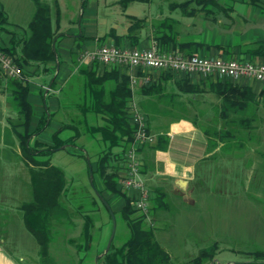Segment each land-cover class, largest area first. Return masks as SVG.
<instances>
[{"label":"rangeland","instance_id":"rangeland-1","mask_svg":"<svg viewBox=\"0 0 264 264\" xmlns=\"http://www.w3.org/2000/svg\"><path fill=\"white\" fill-rule=\"evenodd\" d=\"M42 1L50 4L53 2V0ZM58 1L64 30L69 27H78L80 32L82 20L84 22L87 19L94 20L97 16V20L101 22L98 26L100 35L112 26H116L118 32L125 33L131 24L127 15H135L146 18L148 29L145 28L143 33L145 35L151 33L153 23L161 24L164 18H168L167 21L171 23L172 17L178 19V22L174 23V29L180 31L182 36L188 39L192 37L210 39L214 38L218 29H223L224 20H228L223 19L224 12L218 13L216 21H211L202 17L204 13L192 18L184 17L179 10L171 9L172 3L185 0H134L129 3L126 10L120 0ZM224 1L227 2H224L226 5L232 4L229 0ZM0 5L3 6L8 16L5 27L17 34L26 30L36 10L33 0H0ZM213 9L216 10V8ZM55 11L52 9L54 24L56 23ZM91 14L95 17L91 18ZM219 19H223L222 23H219ZM70 21L75 22V25H69ZM19 26L21 30L18 29ZM232 27L230 29L234 30L230 32L233 37L228 36L229 40L231 37L234 40L238 39L244 30L251 34L253 30L258 31L256 26L249 27V24L238 23V26ZM257 35L252 34L253 37ZM235 45L243 47L246 44ZM257 46L258 44L249 45L252 49ZM177 51L180 50L177 49ZM202 54L208 53H200ZM157 79L159 78L153 80ZM248 80L252 81V88L259 95L264 84L253 79L245 81ZM156 82L170 86L166 80L162 82L159 79ZM262 97V95L257 97L258 106L254 111L250 126L233 131L236 136L226 143H220L221 153L216 154L214 158L211 157L199 169L198 177L194 180L193 193L190 194L196 202L180 205L174 203L175 207L166 213L165 220L161 222H156L151 214L147 217V221L155 229L156 239L169 253L172 264H190L192 258L197 257L203 249L213 252L212 258L208 257L204 264H264V257L259 258L258 255L259 252L264 253V99ZM222 122L215 120L211 124L221 128ZM5 129L4 133L9 131L8 126ZM66 133L73 134L72 131ZM87 156H82L80 150L73 146L36 156L37 160H48L65 171L68 179L66 195L68 204L73 208L80 205L83 214L87 212L93 219V239L88 252H85L86 248L78 252V248L68 241L69 238H77L82 233L84 229L82 213H73L72 221L66 218L53 220L49 250L55 264H98L99 258L111 248L110 246L109 250L104 253L113 230V220L110 211L99 199H96L95 188L97 187L93 186L90 178ZM91 157H94L93 154ZM1 158L0 166L4 176L5 191L7 192L8 189L9 193H12L15 188L18 189L13 186L14 179L11 181L9 177L5 179V176L18 175L19 172L22 180L26 175L27 183L19 185L18 197L23 201L31 200L33 190L29 179V167L24 166L25 159H27L24 153L22 152L21 155L18 150L10 148ZM143 178L145 180L144 176ZM148 181L145 180V183L151 197V186L154 183ZM110 195L107 193L109 200L105 199L114 213L117 212L115 213L116 230L112 243L116 247H121L129 239L131 229L121 216V206L116 200H112ZM167 202L172 201L167 198ZM17 205L16 202L3 204L7 213L3 214L4 217L8 215L10 217L7 219L9 224L4 229L3 242L0 244L19 264H39L38 241L26 227L23 214L19 210V205L18 208L16 207ZM132 206H134L133 203ZM140 213L136 211L135 214ZM81 244L84 246L85 242L81 241Z\"/></svg>","mask_w":264,"mask_h":264},{"label":"crops","instance_id":"crops-1","mask_svg":"<svg viewBox=\"0 0 264 264\" xmlns=\"http://www.w3.org/2000/svg\"><path fill=\"white\" fill-rule=\"evenodd\" d=\"M229 1L232 4L226 5L224 4V2L227 3L226 1L220 2L219 0L227 11L221 12H224L223 19H228L224 20L223 29H218L214 38L197 37L198 40L210 44L209 48L203 47L197 53L226 56L224 49L215 46L218 43L223 44L226 48L229 46L237 58H244L253 62L264 61V52L253 55L244 52V49L246 51L250 48L249 45H255L259 41L264 42V0ZM59 15L58 20V15L55 14L56 23L54 24L58 28V35L53 43L55 59L46 63H28L24 62L21 57L22 43H20L26 35L28 27L26 30L20 31L19 34L8 30L5 27L8 16L3 6L0 5V48L7 49L16 45L13 56L18 58L28 76V100L33 107L30 124L32 135L29 140L32 149L37 147L40 150L61 144L54 150L56 151L67 146H73L85 153L86 156L88 155L87 157L93 158L91 165L93 164V167L96 168L100 156L109 148L115 153L123 149L122 145L119 144V139L125 138V136L116 132L110 137L105 136L102 132L105 128H113V122L125 117V115H121L119 109L123 89L116 86V80L111 78L114 74V64L105 65L99 61H92L86 57V53L93 52L106 44L116 46V36L120 37V47H131V42L127 38L128 31L125 33L118 32L116 26L110 27L103 32L104 34L101 33L102 35H100L98 26L101 22L97 20V16L95 17L94 14L90 15L91 18L95 17L94 20L87 19L84 22L81 19L80 32L78 27H69L64 30L61 22V8ZM223 19H219V23H222ZM74 23L70 21L69 25ZM233 23L234 25H232ZM238 23L249 24V27L256 26L258 31L253 30L252 34L258 35L253 37L249 31L245 32L244 30L243 32L240 31L241 36L234 40L230 32L234 29L230 28L238 26ZM147 25L148 22L141 30V39L137 47H149L153 43L157 44L152 35L153 29L150 34H143L145 28L148 29ZM20 28L21 26L18 29ZM261 33L262 35L259 36ZM228 36H232L230 40ZM239 43L246 45L243 47L235 45ZM119 70V79H121V72L123 71L129 75L131 82L132 99L126 103V113L128 114V110L130 112L132 104L137 105L146 116L150 133L154 137L152 143L165 145V147H160L154 151L145 145L140 153L142 162H146L147 159L152 165L148 173L149 176L147 175L145 178L149 181L154 179L161 181L167 191V198L172 201V205L168 203L167 209L151 212L152 218L156 222H161L165 220L166 213L175 207L174 203L180 205L196 202L190 194L193 193L194 180L198 177L199 169L211 157L214 158L216 154H220L222 151L221 144L213 149L209 147V139L212 136L206 134L208 124L215 120L222 121L217 110L220 108L221 99L211 91L210 86H201L197 93L192 92L188 86H175L177 81L185 79L186 76H190L189 82L193 84L198 83L201 80L198 78H203V76L175 73L167 80L170 86H143L144 84L150 85L151 81H155L153 79L156 78L165 82V74L162 70L128 67H119ZM91 74L94 78H99L103 74L108 77L105 81H97L88 78ZM147 76L149 80L144 79ZM133 77H135V83ZM239 83L251 85V87L253 84L251 80H242ZM11 97L12 92L0 85L1 160V156L10 148L18 150V153L22 155L16 133L11 128V122L16 116L15 110L9 103ZM41 124L43 127L36 131ZM7 126L9 131L4 133ZM67 131H72L73 134L68 135ZM115 140L116 142L111 146V142ZM36 144L40 145L36 146ZM34 153L38 154L37 151ZM92 154L94 157H91ZM26 162L27 159H25V167L28 166ZM1 170L2 167L0 166V243L3 242L4 229L9 224L7 219L10 217L9 215L4 217L3 214L6 215L7 213L3 204L16 202L20 206L24 201L18 197L19 185L27 183L26 175L23 176L22 180L19 172L14 171L18 175L11 174L5 176V179L6 177L11 178V181L14 179L15 184L13 186L18 189L15 188L12 193H9L7 189L6 192ZM124 173V168L119 170L118 187H122L129 195H132L133 190L126 189L121 185L120 181ZM95 178L98 180L97 176ZM181 180L186 181V189L179 186ZM13 186L11 185V188ZM110 197L112 200H116L119 206H123L124 200L121 197L113 194ZM0 264H19L1 244Z\"/></svg>","mask_w":264,"mask_h":264},{"label":"trees","instance_id":"trees-1","mask_svg":"<svg viewBox=\"0 0 264 264\" xmlns=\"http://www.w3.org/2000/svg\"><path fill=\"white\" fill-rule=\"evenodd\" d=\"M36 4V10L32 20L28 25L26 35L24 36L21 45V57L24 62H37L46 63L55 59V51L53 43L58 35V28L54 26V19L52 17V9L56 10L59 20L60 6L58 0H53L52 4L46 3L42 0H33ZM124 9L128 7L129 3L134 0H120ZM141 1V0H140ZM144 1V0H142ZM172 10H179L184 17H196L202 14V17L206 20L216 21L218 13H221L225 8L220 4L219 0H185L182 2H174L171 5ZM213 8H216L214 10ZM227 12V11H226ZM131 20V24L127 29V38L131 42V47L135 48L141 39V30L146 26L147 20L145 17H137L135 15H127ZM168 19V18H167ZM163 19L161 24L153 23L152 35L154 40L157 41L159 48L166 52L177 51L189 56L198 52L199 49L206 47L209 48L210 44L197 38H186L182 36L180 31L174 29V23L178 22V19L171 17V23ZM170 19V18H169ZM57 20V23H58ZM116 46L120 47V37L116 36ZM258 46L255 49H244L245 53L255 54L264 52V42L259 41ZM216 47L224 49L226 58H235L231 48H226L223 44H215ZM231 47V46H230ZM16 45L12 48H0L6 54L13 56ZM208 57H217L219 55L202 54ZM245 61L244 58H237ZM14 60L22 66L18 58ZM113 76L117 82L116 86H120L123 89L120 99L121 115H125L123 118H119V121L113 122V128H105L102 130L105 136L115 135L119 132L125 138H120L122 141L119 144L123 149L120 152H113L110 148L100 156L96 168L92 164L93 179L92 184L97 187V190L104 198L108 199L107 193L117 195L124 200V204L121 207V216L127 224L130 226V237L125 241L121 247L114 246L112 243L110 250L101 256L98 260V264H172L169 253L160 245L155 236V229L147 221L146 214H135L138 211L132 206V199L134 195H129L122 187H118L120 175L119 170L124 168L126 171L127 160L126 151L132 142L135 134V125L131 122L130 112L126 113V103L132 99L131 82L128 74L121 72V79H119L118 73L120 72V65H114ZM23 68V67H22ZM165 74L164 79L167 81L175 74L174 72L163 71ZM107 75H102L99 78H94L93 74L88 78H93L97 81H105ZM109 77V78H110ZM190 81V76H186L185 79L176 82L175 86H188L189 89L197 93L200 91L201 86H210L217 97L221 99L220 108H217L219 115L222 119V127L218 128L215 124H208L206 128V134L212 136L209 139V147L211 149L216 148L220 143H226L234 136L233 131L242 127L250 126L254 117V111L258 106L257 97L262 95L264 99V88L258 95L251 85L240 84L231 79H224L220 77H203L201 80L193 84ZM0 85L3 88H7L12 92L10 104L15 110L16 116L11 122V128L16 133L19 141L20 148L27 158V165L30 173V184L32 186L33 194L32 199L24 201L19 206V210L23 214L24 222L28 230L36 237L39 244V264H55L50 256L49 245L52 237V222L55 219L66 218L72 221L71 216L73 213H82L81 206L77 205L72 207L68 204L67 192H68V179L65 171L48 160H37V155H46L53 153L61 144H56L52 147H47L38 150L37 147L32 149L29 145L30 136V124L33 116V107L28 100L29 81L28 76L23 72L21 77L9 78L0 69ZM143 86H164L160 82L151 81L150 85L144 84ZM127 114V116H126ZM43 127L41 124L36 131H39ZM221 129V130H220ZM148 131L149 124H148ZM111 142V146L114 145ZM40 144H36L38 146ZM148 145L150 150H156L165 145L157 143L147 142L140 149L141 153L144 146ZM37 151L38 154H35ZM81 155L86 157V154L81 152ZM141 155V154H140ZM90 162L92 159L89 157ZM151 163L146 159V162L142 164V175L149 176L151 169ZM90 170V167H89ZM97 176L98 180H96ZM146 182L148 181L145 178ZM153 182L152 187L153 196L149 199V214L155 210H162L168 208L167 191L164 184L157 179L148 181ZM96 199L101 201L97 196ZM104 207L105 204L101 201ZM107 208V207H106ZM108 209V208H107ZM109 210V209H108ZM72 212V213H71ZM117 214V212L115 211ZM84 217V229L79 237L69 238V242L78 248V252L82 248H86L85 252L89 251L90 243L93 239L92 234V216L87 212L83 214ZM81 241L85 242L83 246ZM213 252L211 250L203 249L200 251L197 257L192 258L190 264H204L208 257L212 258ZM259 258L264 257V253H258ZM104 260V262L102 261Z\"/></svg>","mask_w":264,"mask_h":264},{"label":"built area","instance_id":"built-area-1","mask_svg":"<svg viewBox=\"0 0 264 264\" xmlns=\"http://www.w3.org/2000/svg\"><path fill=\"white\" fill-rule=\"evenodd\" d=\"M92 61L105 65H120L128 68L163 70L197 76H213L231 79L235 82L253 79L264 84V61L253 62L226 58L223 56L208 57L200 54L183 55L180 51L166 52L156 43L149 47H118L104 45L93 52L86 53ZM0 69L9 78L21 77L24 70L12 56L0 49ZM149 80V77H145ZM135 83V77H133ZM130 119L135 125V134L126 151L127 168L121 178V185L134 191L133 205L149 217L150 193L141 174L142 160L139 149L154 137L148 131L145 114L135 104L130 108Z\"/></svg>","mask_w":264,"mask_h":264},{"label":"water","instance_id":"water-1","mask_svg":"<svg viewBox=\"0 0 264 264\" xmlns=\"http://www.w3.org/2000/svg\"><path fill=\"white\" fill-rule=\"evenodd\" d=\"M87 160H88V164H89V167H90V178H91V180L93 179V172H92V165H91V162H90V160H89V157H87ZM186 181H180L179 182V186L181 187V188H183V189H186ZM95 193H96V195L101 199V201L105 204V206L109 209V211H110V214H111V217H112V220H113V230H112V233H111V235H110V238H109V241H108V243H107V247H106V249H105V251H104V253H106L108 250H109V248H110V246H111V243H112V240H113V237H114V234H115V230H116V219H115V213H114V211H113V209H112V207H111V205L109 204V202L104 198V196L102 195V194H100L99 193V191L95 188ZM103 253V254H104ZM100 256V255H99ZM98 256V257H99ZM98 257H97V259H98Z\"/></svg>","mask_w":264,"mask_h":264}]
</instances>
